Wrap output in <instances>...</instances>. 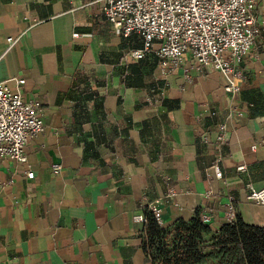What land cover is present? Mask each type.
I'll return each mask as SVG.
<instances>
[{"label":"crops","instance_id":"obj_1","mask_svg":"<svg viewBox=\"0 0 264 264\" xmlns=\"http://www.w3.org/2000/svg\"><path fill=\"white\" fill-rule=\"evenodd\" d=\"M101 4L0 0V79L13 90L24 80L44 125L25 164L0 157V264H151L134 216L156 200L162 226L199 210L219 227L230 203L264 227L246 188L264 187V0L234 100L220 73L192 68L188 54L167 75L153 53L130 58L140 39L118 35Z\"/></svg>","mask_w":264,"mask_h":264},{"label":"built area","instance_id":"obj_2","mask_svg":"<svg viewBox=\"0 0 264 264\" xmlns=\"http://www.w3.org/2000/svg\"><path fill=\"white\" fill-rule=\"evenodd\" d=\"M260 0H102L101 14L122 37L137 36L141 46L130 49L128 56L140 60L153 53L160 61L163 74L179 68L188 54L192 68H211L224 78L223 90L234 100L240 88L237 80L242 77L241 63L253 50L260 33L255 7ZM73 36H77L74 33ZM17 42L7 38V49ZM17 89L0 79V157L17 164L27 162L26 144L43 131L44 125L38 105L24 99L23 79H16ZM218 141L226 140V125H218ZM221 157L216 156L211 168L217 178L222 175ZM59 174L61 165L51 166ZM238 170H244L241 164ZM33 178L31 170L26 171ZM247 197L264 206V187L247 184ZM174 191L168 192L173 197ZM160 201L150 203L147 209L160 220ZM228 221L235 218L233 204L227 205ZM208 222L207 217L201 216ZM134 220L145 223L144 214Z\"/></svg>","mask_w":264,"mask_h":264},{"label":"trees","instance_id":"obj_3","mask_svg":"<svg viewBox=\"0 0 264 264\" xmlns=\"http://www.w3.org/2000/svg\"><path fill=\"white\" fill-rule=\"evenodd\" d=\"M143 250L151 264H264V227L237 213L214 227L195 210L188 220L162 226L145 208Z\"/></svg>","mask_w":264,"mask_h":264}]
</instances>
